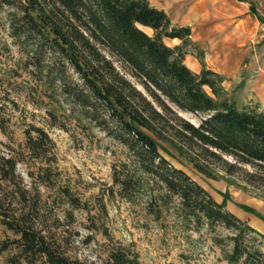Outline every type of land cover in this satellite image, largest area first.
Segmentation results:
<instances>
[{
  "label": "rangeland",
  "instance_id": "rangeland-1",
  "mask_svg": "<svg viewBox=\"0 0 264 264\" xmlns=\"http://www.w3.org/2000/svg\"><path fill=\"white\" fill-rule=\"evenodd\" d=\"M151 1L169 8L173 25L190 28L186 66L196 73L206 68L219 74L222 99L264 112V0ZM197 6L211 8L205 15L208 20H195L205 8L196 14L192 8ZM11 12L0 4V151L19 160L13 183L1 187L10 210L22 214L71 260L101 264L121 246L135 252L140 264H230L222 249L231 250L232 231L210 227L203 219L186 223L180 199L166 197L162 185L135 184L131 201L122 197L115 176L128 160L127 151L89 123L78 106L65 101L53 82L58 58L35 54L33 39L12 36ZM165 42L171 47L180 43ZM65 69L76 78L68 65ZM179 115L194 125L201 119L180 111ZM34 128L47 135L37 150L40 158L27 144L28 132L36 136ZM160 153L239 216L251 215V226L264 232V187L249 185L242 173L228 176L218 170L219 179L207 178L166 146ZM216 237L222 240L221 248L214 243ZM243 237L251 252L261 250L263 257L257 262L264 264V241L254 233ZM16 238L0 221V264H27L25 257L46 264L39 254L24 255L13 243Z\"/></svg>",
  "mask_w": 264,
  "mask_h": 264
},
{
  "label": "trees",
  "instance_id": "trees-1",
  "mask_svg": "<svg viewBox=\"0 0 264 264\" xmlns=\"http://www.w3.org/2000/svg\"><path fill=\"white\" fill-rule=\"evenodd\" d=\"M0 4L13 10L12 36L33 39L35 54L58 58L53 82L65 101L78 106L89 123L127 151L128 160L115 176L125 200L131 201L135 184L147 188L160 184L166 197L180 199L186 223L203 219L210 227L232 231L231 250L222 249L228 263L261 261V250L251 252L243 235L254 233L263 241L264 235L160 153L166 146L207 178L219 179L218 170L228 176L242 173L249 185L264 187V112L222 99L219 74L206 68L196 73L186 66L189 27L173 25L164 10L147 0H0ZM166 40L180 43L171 47ZM65 65L76 78L66 75ZM179 111L201 116L199 124L185 120ZM34 132L36 136L28 132L27 144L40 158L37 150L47 135L40 128ZM18 162L0 151V221L18 236L13 243L24 255L39 254L46 264H93L58 253L22 214L10 210L1 187L13 183ZM17 193L25 199L24 191ZM150 195L152 199L153 192ZM214 243L222 247L220 238ZM101 264L140 263L135 252L119 246Z\"/></svg>",
  "mask_w": 264,
  "mask_h": 264
},
{
  "label": "crops",
  "instance_id": "crops-1",
  "mask_svg": "<svg viewBox=\"0 0 264 264\" xmlns=\"http://www.w3.org/2000/svg\"><path fill=\"white\" fill-rule=\"evenodd\" d=\"M152 6H154V7H156V8H158V9H162V10H164L168 15H169V8L167 7V6H165V4H163V3H156V2H152L151 0H147ZM211 1H213L214 3H218L220 0H211ZM224 1H227V0H224ZM230 1V3H232V0H229ZM203 5V4H202ZM198 7H200L199 9H198ZM205 6H197L196 7V9L194 10V7L192 8V12L194 11V13H196V14H198V12L199 11H202L203 10V8H204ZM209 8V6H207V7H205L204 8V10H203V12H201V14L200 15H198V16H196V18H195V20H208L209 19V16L207 17H205V15L207 14V12L211 9H208ZM202 9V10H201ZM189 10V9H188ZM193 15V14H192ZM194 72H196V71H194ZM204 188V187H203ZM205 189V188H204ZM206 190V189H205ZM207 191V190H206ZM208 192V191H207ZM209 194H210V192H208ZM211 195V194H210ZM211 197H213L212 195H211ZM213 199L217 202V203H221L218 199H215L214 197H213ZM226 209L228 210V211H230L231 213H233L236 217H238L239 219H241L242 221H246V222H248V224L251 226L252 224L250 223V221L248 220V219H251L250 217H251V215H249V214H242V215H240L239 216V214H238V212H237V210H233L232 208H230V207H227L226 206ZM251 227H254V229H256L259 233H261V234H263L264 235V232H262L260 229H258V228H256V226H251Z\"/></svg>",
  "mask_w": 264,
  "mask_h": 264
}]
</instances>
